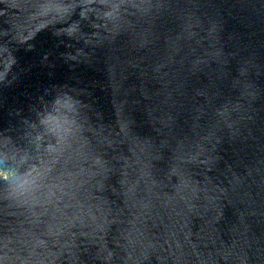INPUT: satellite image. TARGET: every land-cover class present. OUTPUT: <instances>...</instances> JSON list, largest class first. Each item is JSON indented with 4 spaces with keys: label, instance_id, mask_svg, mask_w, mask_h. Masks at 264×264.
Returning <instances> with one entry per match:
<instances>
[{
    "label": "water",
    "instance_id": "95a60500",
    "mask_svg": "<svg viewBox=\"0 0 264 264\" xmlns=\"http://www.w3.org/2000/svg\"><path fill=\"white\" fill-rule=\"evenodd\" d=\"M0 264H264V0H0Z\"/></svg>",
    "mask_w": 264,
    "mask_h": 264
}]
</instances>
